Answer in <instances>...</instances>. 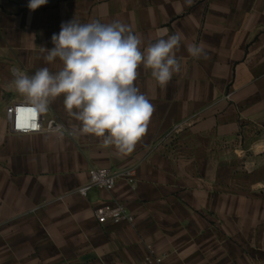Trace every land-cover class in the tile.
I'll return each instance as SVG.
<instances>
[{
    "label": "crops",
    "instance_id": "crops-1",
    "mask_svg": "<svg viewBox=\"0 0 264 264\" xmlns=\"http://www.w3.org/2000/svg\"><path fill=\"white\" fill-rule=\"evenodd\" d=\"M29 2L0 0V264H264V0ZM74 19L120 21L141 50L183 36L166 86L138 69L154 111L129 154L81 134L63 96L41 118L64 130L10 131L8 106L25 102L10 69L60 71L44 57ZM193 43L206 58L188 53ZM91 167L133 170L135 186L120 178L81 195ZM107 202L135 221L100 224L94 208Z\"/></svg>",
    "mask_w": 264,
    "mask_h": 264
},
{
    "label": "clouds",
    "instance_id": "clouds-1",
    "mask_svg": "<svg viewBox=\"0 0 264 264\" xmlns=\"http://www.w3.org/2000/svg\"><path fill=\"white\" fill-rule=\"evenodd\" d=\"M47 0H30L36 10ZM167 35V30H164ZM54 47L47 51L48 63L57 58L60 71L53 74L42 67L29 76L19 68L10 69V89L22 96L34 116L46 113L57 97L63 96L68 114L80 122V133L102 138L104 146H114L119 154L131 153L146 134L153 105L135 86L141 65L164 87L179 73L176 57L183 36L167 35L141 50L142 40L120 21L108 24L94 20L81 24L75 19L63 23L53 34ZM196 59L207 56L202 46L189 44Z\"/></svg>",
    "mask_w": 264,
    "mask_h": 264
},
{
    "label": "built area",
    "instance_id": "built-area-1",
    "mask_svg": "<svg viewBox=\"0 0 264 264\" xmlns=\"http://www.w3.org/2000/svg\"><path fill=\"white\" fill-rule=\"evenodd\" d=\"M26 102L12 104L6 110L7 120L10 131L18 134L37 133L41 131H62L64 126L54 119H50L44 125L42 123L41 114L32 118L31 113L26 109ZM27 121L29 124L35 123L37 127L28 128L27 130L18 127ZM89 180L86 184L81 186L78 191L81 195H87L92 188H99L101 190H113L120 178H125L134 187L135 186V172L133 170L119 171L112 168L91 167L89 169ZM94 215L100 224L112 222L118 223H133L135 221L134 215L129 211L127 206L122 202H107L94 208ZM152 252V250H151ZM149 260L161 262V258L154 255L152 252L148 257Z\"/></svg>",
    "mask_w": 264,
    "mask_h": 264
},
{
    "label": "snow or ice",
    "instance_id": "snow-or-ice-1",
    "mask_svg": "<svg viewBox=\"0 0 264 264\" xmlns=\"http://www.w3.org/2000/svg\"><path fill=\"white\" fill-rule=\"evenodd\" d=\"M26 111L28 113H31L30 110H26ZM31 115H32V118L34 119L35 118L34 114L31 113ZM17 126L23 128L25 130H27L28 128H35V127H37V125L35 123L29 124L27 121H25V123H23V124H19L18 123Z\"/></svg>",
    "mask_w": 264,
    "mask_h": 264
}]
</instances>
